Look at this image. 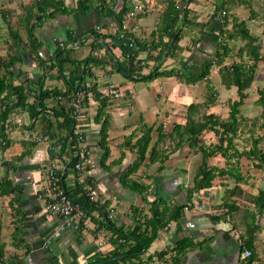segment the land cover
Masks as SVG:
<instances>
[{
	"label": "crops",
	"instance_id": "0c3cea01",
	"mask_svg": "<svg viewBox=\"0 0 264 264\" xmlns=\"http://www.w3.org/2000/svg\"><path fill=\"white\" fill-rule=\"evenodd\" d=\"M172 1L177 8V23L184 11L191 22L184 25L180 23L176 48L163 58L159 69L179 70L183 67L188 74H196L202 63L214 54L218 36L217 22L213 17L215 5H223V0ZM170 2L128 0L130 5H136L137 8L132 15H125L122 21L123 30L141 41H157L158 37L162 42L166 41V33L160 29V19ZM64 5L71 9L75 0H64ZM232 10L239 15L241 6ZM104 22L107 25L100 26ZM251 25L247 24L250 32ZM95 27L107 37L94 53L105 60L110 58L113 65L124 63L120 47L123 40L112 39L116 26L109 18H105L98 10L87 13L56 12L50 17L42 18L35 27L34 34L40 41L36 54L48 63L58 43L66 57L63 63L64 78L58 77L55 68L42 73L34 58L26 55L24 62L13 68L15 72L19 69L21 73L17 79H12V83L15 85L25 80L24 87L28 88L26 102L34 101L35 105L37 101L34 98L39 90L37 79L40 75L42 89L45 90H68L72 93L79 85L87 86L91 81L107 97L105 112L108 116V155L103 164L99 141L100 121L94 119L97 101L89 93L86 94L80 120L86 128V173L98 193L100 203H107L110 225L106 227L95 222L97 218L94 213L92 218L90 216L91 225L88 228L76 230L63 227L62 218L46 211L39 197V185L46 183L43 167L51 162L56 164L57 171H61L62 185L69 191L74 182L84 183L78 180L77 172L72 167L66 166L73 155L68 145L61 149L62 141H55V137L48 136L51 131L56 134L64 132L55 124L62 119L58 113L53 118L55 123L53 122L50 132L44 133L45 117L52 114L55 107L59 111L62 106L60 110L66 111L69 101L63 100L56 106L55 99L44 98V108L36 107L37 111L42 110L33 117L25 107H14L8 113L4 130L7 142L0 146V178L7 175L10 180L4 189L9 190L10 185L16 187L14 192L0 195V264H97L104 259L109 260L114 248L109 236L115 233L114 229L130 231L133 226L131 209L135 207L147 214L149 203L156 197L165 201L169 214L173 213L175 206L183 205L178 218L169 219L157 231L149 245L136 252V256L118 254L113 257L116 261L112 264H246L249 257L252 258L249 264H264V212L254 218L258 228L252 241L253 250L249 256L243 257L246 248L241 246L240 234L250 218L245 219V222H237L235 228L231 221L211 219L209 208L204 204L205 199L214 198L213 193L217 186L223 192L224 187L230 183L229 179L222 180L224 176H217L207 190L193 192L188 198V189L201 161V155L187 144L185 134L181 141L175 135L160 139V148L152 153L155 159L159 158V152L162 155L167 154L160 167L157 168V162L148 163L145 157L144 163L131 174L132 179L146 185V188L139 192L131 191L121 183L123 170L135 157V149L131 146L141 135L144 125L152 129L148 150L158 134L169 132L175 124H182L188 110V114L196 121L203 113L216 111L221 93L218 90L220 83L217 72L214 76L210 71L208 76L209 84L214 89V100L207 99L209 92L205 80L185 83L173 76H159L150 80L133 75L125 77L103 59V65L91 67L93 75L89 77L85 72L87 67L83 59L91 54L93 37L89 31ZM146 56L145 50H139L135 56L143 65L142 73H146L151 66L152 69L156 67V63L145 58ZM108 85L131 89L132 94L123 98H111L104 92ZM4 95L5 91L0 94V102ZM8 96L9 104L13 96ZM191 103L193 105L188 109L187 106ZM31 141L34 143L29 147ZM21 152L24 154L17 158ZM217 161L215 157L208 158L209 164H217ZM216 182L218 185H215ZM246 184L238 183L242 193H257L258 188L256 192L245 190L244 188L252 186L248 181ZM75 191L76 196L79 195ZM194 202L202 203L203 208L196 209ZM186 205L188 208L185 210ZM239 207L241 206L238 205V209ZM245 207L253 211L250 203ZM100 240L103 244L97 246L96 242ZM176 243L183 245L177 254L173 251Z\"/></svg>",
	"mask_w": 264,
	"mask_h": 264
},
{
	"label": "trees",
	"instance_id": "16d2710c",
	"mask_svg": "<svg viewBox=\"0 0 264 264\" xmlns=\"http://www.w3.org/2000/svg\"><path fill=\"white\" fill-rule=\"evenodd\" d=\"M170 1V4L166 6L160 19V29L163 30L167 36V40L164 42H162L161 38L159 37L157 38V41H141L123 30L122 21L125 18V15L128 14L132 8V5L128 3V0H75V5L71 9H67L66 5H64V0H33L29 5H25L22 15H19L17 18L18 23H20V26L26 35V41L24 43H21L18 32L14 30V28L12 29L8 19H6V13L0 10L1 18L5 22L8 33L11 37V40L9 43H7L8 48L6 50V54L0 55V94L5 91V95L0 102V146L7 142L5 139L4 130L7 126L8 113L14 107H25L29 110L30 116L33 117L42 110L40 109L37 111L36 107L44 108V105L42 104L44 98L55 99L56 106H58L57 104H60L63 100L69 101L71 94H73L75 91L82 89L86 94L89 93L93 100L97 101L94 119L96 121H100L99 141L102 150L101 164H103L108 155V147L106 143L108 116L105 112L107 97L103 94L101 89L95 87V83L91 84L90 81L87 86L79 85L72 93H69L68 90L64 92H60L57 89L45 90L42 89V76L40 75L37 79L39 90L34 98V100L37 101L36 105L34 101L31 103L26 102L28 97V88L24 87L25 80H21L15 85L12 83V79H17L21 73L19 69L15 72L13 68L18 64L23 63L24 56L26 55L34 58V62L36 61V65L42 69V73H44L46 70L55 68L58 77L64 78L63 63L66 61V57L63 55V49L58 43H56V47L52 52V56L48 59V63H46L45 60L36 54V48L38 44H40V41L35 36L34 30L35 27L40 24L42 18L50 17L56 12L69 13L71 11H78L87 13L91 10H98L101 15L114 22L116 26L115 31H122L125 36V39H123V43L120 46L121 54L124 57V63L118 62V65H113L110 58H106L105 60L102 57H98L94 53L96 49L103 45L102 43L107 37L106 34L99 33V28L95 27L89 31L93 37V43H91V54L83 59V63L87 67L85 72L89 77L93 75L91 67L103 65L102 62L105 60V63L111 64L125 77L133 75L139 77L140 79L150 80L159 76H173L185 83H194L199 80H205L207 83V91L209 92L207 99L214 100L212 97L214 89L209 84L208 76L212 70V66L215 65L217 66L216 72L219 77L220 85H222L224 88H228V86L234 87L236 95L234 98L229 97V100L227 99V111L225 112V115L211 110L212 112L203 113V115H201L204 117V120L196 121L188 114V110L184 122L182 124H175L172 130L167 133L161 132V134H158L156 141L148 148V150L147 146L149 144L150 132L152 129L150 126L144 125L141 135L131 146L135 149V157L123 170L121 174V183H123L125 187L131 191L135 190L139 192L146 188V185H142L137 180L135 181L132 179L130 177L131 174L141 164L144 163L143 161L145 157H147L148 163L157 162V168L160 167L167 157V154L164 153L162 155V153L159 152L160 156L158 159L152 157V153L157 152V150L160 148V139L175 135L178 138V141H181L183 135L185 134L187 136V144L190 147H193L195 151L199 152L201 155V161L195 169V175L192 178L191 185L188 189V198L193 192L207 190L211 186V182L215 177H230L232 184L224 187L223 193L220 196V201L210 207L209 211L211 219H221L228 222L231 221L233 222V226L237 228V222H235L232 217L233 213L238 209V204L235 201H231L233 199L231 196L233 197L238 193H241V188L239 187L238 183L246 184L248 181V179L243 176V173L241 172L240 158L244 157L247 160L250 158H252L251 160L256 159L254 165L260 168L264 165V150H261L257 147L258 139L254 138L252 140L251 148L238 151L234 146L233 139L236 137V133L238 131V122L240 119L239 107L242 105L243 100L246 97L244 90L254 78L256 61L263 60L264 57L258 52L259 42L258 39L249 31L247 27L248 22L232 10L234 7L242 6L244 3H246V1L223 0V5H220L219 3L215 5V12L223 9L226 13L222 18L221 23H218L215 19H213L217 22L218 36L214 54L211 58L206 59L202 63L198 73L192 75L188 74L183 67L179 70L173 68L168 70L159 69V65L163 58L171 54V52L176 48V42L181 30V27H179L180 23L184 25L185 23L191 22V19L186 17L184 11L181 19L177 23L178 18L175 14L177 12V8L175 6L176 4L174 1ZM227 14H230L229 16H231L230 22L227 20ZM210 19H212V17ZM175 21L177 24H175ZM106 25L107 23L104 22L103 25L100 26ZM200 25L204 24L200 23ZM234 29L236 30L237 34L233 33ZM235 35H238L245 41V45L248 47V51L252 57V63L244 64L238 61L233 62L230 65L223 64V58L226 56L228 46L222 39L224 37L230 39ZM69 36L70 34H68V37ZM112 37L113 40L118 39L116 35H113ZM172 37H174L172 44L168 51L164 54L165 48ZM129 40L132 42L131 46H128L127 44ZM139 50H145L147 52V56L145 58L152 59L153 62L156 63L155 68L152 69L153 66H151L146 73L141 72L143 65L139 59L135 58ZM238 52L240 53V49H238ZM256 94L257 96L255 97L254 101L261 107L260 114L264 117V84L256 89ZM8 95L13 96L11 98V103L9 104ZM86 98L87 97L85 95L82 100V105L83 103H86ZM192 105V103L189 104L187 108L189 109ZM60 108H62V106L59 107V111L56 109V107L53 108L52 114L48 115V117H45L46 124L44 125V133L50 132V128L53 126L54 122L53 118L57 117L59 114L62 119L54 123L57 125V128L64 132L62 134H56L51 131V134H48V136L51 138L55 137V141H62L60 144L61 149L68 145V149L73 152V155L69 159L68 163H66V166L70 168L73 166V163L77 158V154L74 155V151L77 146V137L78 135H86V128L82 123L76 127L77 122L70 114L69 105L67 106L66 111L60 110ZM204 131L212 132V134L217 137L216 143L206 144L201 139L202 133ZM33 143L34 142L31 141L29 147ZM230 148H234L233 151H228ZM23 154L24 153L21 152L17 158L21 157ZM209 157H221L222 163L209 164ZM230 158L232 161H230ZM56 174L60 187L72 199V201L80 205L83 211L89 214L91 218L95 213L97 219L94 220L98 224L105 225L106 227L110 225L109 212L106 209V202L96 203L90 201L88 196L85 194V190H83L84 183L74 182L71 191L77 190L79 195L76 196V191L72 193L62 185L63 176L61 171H57ZM9 183L10 180L7 178V175H4L0 178V195L14 192L16 189L15 185H10L9 190L4 189V187ZM14 200L12 203L15 205L16 203ZM246 201L252 205L253 211L246 208L244 215L240 218L241 222L243 220L245 222V215L250 218L249 222H245L240 236L242 239L241 246L244 249L246 248L245 250H248L249 253H251L253 250L252 241L254 238V233L258 228L257 224L254 222V218L256 215H260L264 212V187L258 189L256 194L248 195V199ZM182 207L183 205L175 206L173 213L169 214L167 204L162 198L159 197L154 198L149 203L147 214L143 213L140 209L133 207L131 209V218L133 220V226L131 230L128 232H123L120 229H114L115 233L113 232L109 236L110 241L114 244L113 252L109 257V260L104 259L99 261L97 264H112L114 261H116L113 259V257L122 253L127 255L131 254L130 256H136V252H139L144 247H147L149 243L155 238L157 231L162 228L169 219L178 218L179 211H181ZM182 247V244L178 245V243H176V245L173 247V251L177 254L182 250ZM251 259L252 258L249 257L246 261V264H249Z\"/></svg>",
	"mask_w": 264,
	"mask_h": 264
},
{
	"label": "rangeland",
	"instance_id": "374dc122",
	"mask_svg": "<svg viewBox=\"0 0 264 264\" xmlns=\"http://www.w3.org/2000/svg\"><path fill=\"white\" fill-rule=\"evenodd\" d=\"M32 1L33 0H0V10L6 13V19H8L12 29L14 28V30L18 32L21 43H24L26 41V35L22 30L20 23H18L17 18L19 15H22L25 5H29ZM242 1H246V3L241 6V10H239L238 14L248 22V25L252 24L250 26V29L252 31L251 34L258 39V52L261 56L264 57V0ZM229 15L227 16L228 22H230L231 17ZM233 31L234 34H237L235 29ZM253 32H257V34H254ZM10 40L11 37L8 33L5 22L2 20L0 15V54H6V50L8 48L7 43H9ZM222 40L225 41L226 45L228 46L226 56L223 58V64L230 65L231 63L238 61L244 64L253 62L251 59V54L248 51V47L245 45V41L238 35H235L230 39L224 37ZM238 49H240V53L238 52ZM216 70L217 66L213 65L211 73H213L214 76ZM263 84L264 59L256 61L254 78L247 86V88H245L244 92L246 93V97L244 98L242 105L239 107L240 119L238 122V131L236 133V137L233 139L234 146L238 151L251 148L252 140L254 138L258 139L257 147L261 150H264V117L260 114L261 107L254 101L255 97L257 96L256 89ZM218 90L221 93L219 98L220 104L218 103L216 112L225 115V112L227 111V99L229 97H236L235 89L232 86L224 88L222 85H219ZM200 120H204V117H202L201 115L197 118V121ZM201 139L203 141H206V143H216L217 137L210 131H204L202 133ZM233 149L234 148H230L228 151H233ZM217 159L218 161L216 163L221 164L222 158L218 157ZM251 159L252 158H250L249 161L244 157L240 158L241 172L243 173V176L248 179V182L252 184V186L250 185L244 189L256 192L257 188L259 189L260 187H264V165L258 168L254 165L256 159ZM230 161H232L231 158ZM221 179H229V184H232V180L228 176H225ZM214 180L216 181V179ZM225 182L227 183L228 181ZM221 183L223 184L222 181ZM215 185H218L217 182L215 183ZM222 193V189L217 186L215 188V192L213 193L214 198L207 200L205 199L204 204H206L208 208L217 204L221 199L220 196L222 195ZM248 195H250L249 192H241L236 196H231V198H233L232 200L229 198L232 202L235 201L238 205L241 206L236 212L233 213L232 218L233 220H235V222L240 221V218L244 215L245 209L247 208L245 206L249 205V202L246 201L248 199ZM247 218L248 216L245 215L246 220ZM241 227L243 228V224L241 225Z\"/></svg>",
	"mask_w": 264,
	"mask_h": 264
},
{
	"label": "built area",
	"instance_id": "2783aa9c",
	"mask_svg": "<svg viewBox=\"0 0 264 264\" xmlns=\"http://www.w3.org/2000/svg\"><path fill=\"white\" fill-rule=\"evenodd\" d=\"M137 8L136 5H132L131 10L127 15H132L133 11ZM225 11L220 9L215 12L214 19L221 23L222 18L225 15ZM114 35L117 36L118 39H125V36L122 31H115ZM128 46L132 45V42L129 40L127 42ZM104 92L110 96L111 98H123L132 94L131 89H121L117 86L108 85ZM86 93L84 90L80 89L71 94L69 98V111L70 114L74 117L77 124L76 127L81 125V114H82V100L85 97ZM85 135H78L77 137V146L74 151V155L77 154V158L73 163V170L77 172L78 180L84 182V190L85 194L88 196L90 201L100 203L98 200V193L92 186L91 180L87 176V162H88V152L84 146ZM57 166L55 163H48L43 167V175L46 180V183L43 185H39V197L42 200L43 208L51 213L52 215L61 217L63 220V227H70L72 229H82L88 228L91 225L90 215L85 213L83 209L72 201V199L63 191L60 187L57 179ZM194 207L196 209H202L203 204L194 202ZM188 205L184 206L186 210ZM110 215V214H109ZM103 244V241H97L96 245L100 246ZM250 253L248 250H244L242 256L247 257Z\"/></svg>",
	"mask_w": 264,
	"mask_h": 264
},
{
	"label": "water",
	"instance_id": "95a60500",
	"mask_svg": "<svg viewBox=\"0 0 264 264\" xmlns=\"http://www.w3.org/2000/svg\"><path fill=\"white\" fill-rule=\"evenodd\" d=\"M173 39H174V37H172L171 40L169 41V43L167 44V47L165 48L164 53H166L168 51V49L170 48Z\"/></svg>",
	"mask_w": 264,
	"mask_h": 264
}]
</instances>
